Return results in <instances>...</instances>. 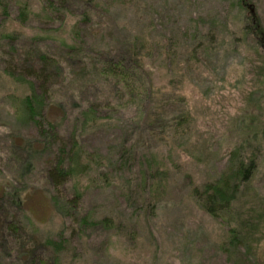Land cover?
<instances>
[{
	"label": "rangeland",
	"instance_id": "rangeland-1",
	"mask_svg": "<svg viewBox=\"0 0 264 264\" xmlns=\"http://www.w3.org/2000/svg\"><path fill=\"white\" fill-rule=\"evenodd\" d=\"M4 1L10 14L0 6V36L16 38L0 42V201L21 197L27 234L68 240L60 264H264V41L252 28L264 30V0ZM139 48L144 67L125 77L129 85L102 76L107 62ZM39 52L61 70L45 128L55 124L64 144L76 135L93 162L60 188L48 174L56 146L18 122L28 89L4 72ZM91 107L99 120L83 129ZM122 146L132 150L123 169L115 163ZM252 160L237 219L205 212L195 190ZM77 183L85 224L52 199L71 200ZM231 227L247 237L238 247ZM24 242L4 232L0 264H21Z\"/></svg>",
	"mask_w": 264,
	"mask_h": 264
},
{
	"label": "trees",
	"instance_id": "trees-1",
	"mask_svg": "<svg viewBox=\"0 0 264 264\" xmlns=\"http://www.w3.org/2000/svg\"><path fill=\"white\" fill-rule=\"evenodd\" d=\"M0 6L3 9V14L9 17L8 4L4 0H0ZM31 13L30 4L27 2L20 3L19 7V19L21 22H26ZM260 25V24H259ZM252 26L253 29L259 31L258 35L261 36V40L264 41V30L262 26L259 27ZM16 35H1L0 42L15 39ZM63 47L69 50V52L74 51V46L69 45L63 41ZM142 48L137 50H132L127 56L120 57L117 62L112 63L107 62L106 66L103 68L102 76L114 79L115 77H121L125 84L129 85L128 79L125 77H131L134 73L139 71V68L144 67L142 58ZM20 60H17L15 68H5L4 72L16 83L25 86L28 89V94L24 99L20 100L19 103V113H16V118L22 125L28 126L30 123L34 124L41 131L40 138H45L51 136V144H48L52 150L56 146L55 160L53 165L49 168V177L56 188H60L62 182H67L69 179L83 178L92 170L91 164L92 160L87 157L86 153L83 151L79 143V138L76 135H72L67 142L64 144L63 138L59 131L56 130L55 124L48 123L46 117V110L49 105V100L52 97L51 90L61 76V70L58 65L49 57L41 54L39 52L36 56L29 57L25 55L24 59L19 56ZM130 61L132 65L126 64ZM124 63L128 66H125ZM129 87V86H128ZM130 89V87H129ZM17 109V108H16ZM99 113L96 108L93 107L82 112L80 116V123L83 129L88 128L90 123H97ZM180 125L183 122L188 123V116L181 117ZM54 129V134L49 135L44 129ZM122 146L121 159L115 162L117 166L125 167L126 162L124 158H128L132 150H127ZM112 162V161H111ZM254 161L252 160L249 165L245 166L240 163L238 167L233 169L229 176L221 178L215 183L208 184L202 192L195 190V196L201 202V207L212 217L219 216L232 218L236 214V202L241 193L242 189L246 187L247 184L252 182L253 173L255 170ZM112 164V163H111ZM123 169V168H122ZM163 173L160 170L157 171V175ZM106 181L108 180L105 176ZM79 183L75 184L74 195L71 200H65L60 197V195H54L52 198L54 201L57 199L56 207H59L62 213L68 211L69 214H74V216L83 219L84 224L87 223V217L79 214L78 205L79 199L82 197L81 190L77 187ZM63 201V204L60 202ZM0 201V221L3 217L5 222L8 217L6 224L1 225L4 229H1L0 236L4 232L15 241H24L22 250L20 252V263L21 264H60L61 255L67 249L68 240H53L47 239L46 241L40 240L34 232L27 234L26 224L24 222L25 215L21 210V197L19 195H10L8 200L9 207H15V213H11L10 209L4 205L6 199H1ZM235 219H237V214ZM2 223V221H1ZM104 226L112 227L113 221L105 219L103 222ZM232 229V227H231ZM229 231L232 240H230V245L238 247L239 241L247 239V237L241 238L240 234L236 232V228ZM27 234V235H26ZM235 234V235H233ZM240 245V244H239ZM41 249L42 252L39 250Z\"/></svg>",
	"mask_w": 264,
	"mask_h": 264
},
{
	"label": "flooded vegetation",
	"instance_id": "flooded-vegetation-1",
	"mask_svg": "<svg viewBox=\"0 0 264 264\" xmlns=\"http://www.w3.org/2000/svg\"><path fill=\"white\" fill-rule=\"evenodd\" d=\"M263 41V40H262Z\"/></svg>",
	"mask_w": 264,
	"mask_h": 264
}]
</instances>
